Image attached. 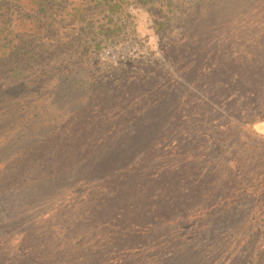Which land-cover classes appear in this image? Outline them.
Instances as JSON below:
<instances>
[{
	"label": "rangeland",
	"instance_id": "obj_1",
	"mask_svg": "<svg viewBox=\"0 0 264 264\" xmlns=\"http://www.w3.org/2000/svg\"><path fill=\"white\" fill-rule=\"evenodd\" d=\"M102 7L0 69V264H264V0Z\"/></svg>",
	"mask_w": 264,
	"mask_h": 264
},
{
	"label": "trees",
	"instance_id": "obj_2",
	"mask_svg": "<svg viewBox=\"0 0 264 264\" xmlns=\"http://www.w3.org/2000/svg\"><path fill=\"white\" fill-rule=\"evenodd\" d=\"M124 1L126 0H0V69L11 65V73L17 78L22 75L20 62L29 67L37 60L41 64L54 60L51 58L55 54H43L42 51L46 48L51 52L55 49L64 51L63 59L74 58L79 49L85 52L93 40L97 18L94 12L97 7L103 6L111 13L121 7ZM113 27L115 33L119 24L115 22ZM103 34L105 41L113 37L111 30ZM59 60L58 56L54 62L58 63ZM39 70L41 79L46 78L48 72H53L48 67ZM237 83L232 82V85ZM242 84L245 89L244 82ZM242 95L247 101L255 100L252 90L243 91ZM239 102L245 100L240 99L233 104L236 103L237 106Z\"/></svg>",
	"mask_w": 264,
	"mask_h": 264
}]
</instances>
